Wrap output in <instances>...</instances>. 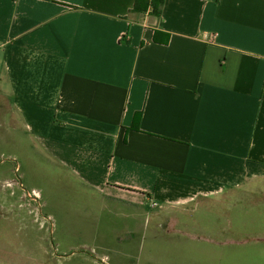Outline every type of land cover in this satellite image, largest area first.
Here are the masks:
<instances>
[{"label":"crops","instance_id":"1","mask_svg":"<svg viewBox=\"0 0 264 264\" xmlns=\"http://www.w3.org/2000/svg\"><path fill=\"white\" fill-rule=\"evenodd\" d=\"M136 1L0 0L7 147L66 257L141 264L160 224L264 180V0Z\"/></svg>","mask_w":264,"mask_h":264},{"label":"rangeland","instance_id":"2","mask_svg":"<svg viewBox=\"0 0 264 264\" xmlns=\"http://www.w3.org/2000/svg\"><path fill=\"white\" fill-rule=\"evenodd\" d=\"M11 127L15 133L7 132ZM21 128L8 100L0 97V264H109L105 259L94 263L79 249L72 257L63 256L69 245L53 244L54 230L39 211V191L25 180L33 181L36 173L22 164L26 155L21 146L7 147V137L24 139ZM15 151L21 163L8 160ZM42 175L54 174L41 171L34 183L40 184ZM178 215L177 221L156 229L141 264H264V180L229 189ZM74 239L70 243L80 246Z\"/></svg>","mask_w":264,"mask_h":264},{"label":"trees","instance_id":"3","mask_svg":"<svg viewBox=\"0 0 264 264\" xmlns=\"http://www.w3.org/2000/svg\"><path fill=\"white\" fill-rule=\"evenodd\" d=\"M165 0H151L150 1V6L152 8V11L156 14H161V8L162 5L164 4ZM218 2L219 0H215ZM149 0H137L136 5L134 9H140V10H145L148 7ZM139 118V116H138Z\"/></svg>","mask_w":264,"mask_h":264},{"label":"built area","instance_id":"4","mask_svg":"<svg viewBox=\"0 0 264 264\" xmlns=\"http://www.w3.org/2000/svg\"><path fill=\"white\" fill-rule=\"evenodd\" d=\"M215 36H216V34L213 35V38H215ZM152 205H153V206H157L158 203H157V202H153Z\"/></svg>","mask_w":264,"mask_h":264}]
</instances>
